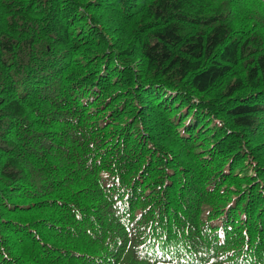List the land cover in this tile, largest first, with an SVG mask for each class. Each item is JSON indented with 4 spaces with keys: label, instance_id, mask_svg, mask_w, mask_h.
Returning <instances> with one entry per match:
<instances>
[{
    "label": "trees",
    "instance_id": "16d2710c",
    "mask_svg": "<svg viewBox=\"0 0 264 264\" xmlns=\"http://www.w3.org/2000/svg\"><path fill=\"white\" fill-rule=\"evenodd\" d=\"M0 264H264V0H0Z\"/></svg>",
    "mask_w": 264,
    "mask_h": 264
}]
</instances>
